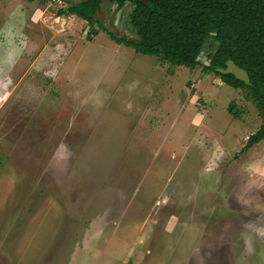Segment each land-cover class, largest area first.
I'll list each match as a JSON object with an SVG mask.
<instances>
[{
	"label": "rangeland",
	"instance_id": "rangeland-1",
	"mask_svg": "<svg viewBox=\"0 0 264 264\" xmlns=\"http://www.w3.org/2000/svg\"><path fill=\"white\" fill-rule=\"evenodd\" d=\"M71 1L0 0V264H264L252 101L97 24L90 38L57 16ZM127 10L113 26L130 34Z\"/></svg>",
	"mask_w": 264,
	"mask_h": 264
},
{
	"label": "trees",
	"instance_id": "trees-1",
	"mask_svg": "<svg viewBox=\"0 0 264 264\" xmlns=\"http://www.w3.org/2000/svg\"><path fill=\"white\" fill-rule=\"evenodd\" d=\"M79 1L58 10L57 16L71 14L85 21L90 38L97 24L117 43L132 47L136 53L189 70L201 65L203 72L215 74L225 85L244 91L261 124L248 136L243 150L264 140V0H147L148 5L114 0L120 9L129 7L125 29L138 37V42L117 37L100 23L95 14L104 0ZM208 42L214 44V51L205 66L197 58ZM228 60L246 71L249 84L216 71L225 68Z\"/></svg>",
	"mask_w": 264,
	"mask_h": 264
},
{
	"label": "water",
	"instance_id": "water-1",
	"mask_svg": "<svg viewBox=\"0 0 264 264\" xmlns=\"http://www.w3.org/2000/svg\"><path fill=\"white\" fill-rule=\"evenodd\" d=\"M60 1L61 2H64V1L66 2V1H69V0H60ZM136 1H138L139 3H141L143 5H148L147 0H136ZM71 2L78 3L80 1L79 0L78 1L77 0H72ZM98 13H100V8L97 9L95 16H97ZM112 23H113V18L108 17V24H110V25L107 26V29H108V31L113 33L115 36L120 37V38H122L124 40L131 41V42H138L139 41L138 37H136L134 35H130V34L126 33L125 31H123L122 29L118 28V27H114ZM200 55L197 58V61H199V62H200V59H199ZM203 65L208 66L209 65V61H207ZM216 71L221 73V74H231L236 79L244 82L245 84H249V78H248V74L246 73V71L244 69L238 67L237 65H235L231 60H228L226 62L225 68H217Z\"/></svg>",
	"mask_w": 264,
	"mask_h": 264
},
{
	"label": "flooded vegetation",
	"instance_id": "flooded-vegetation-1",
	"mask_svg": "<svg viewBox=\"0 0 264 264\" xmlns=\"http://www.w3.org/2000/svg\"><path fill=\"white\" fill-rule=\"evenodd\" d=\"M106 1H107V0H104L103 3L100 5L99 8L102 9V6H104L103 4L106 3ZM107 3L113 4V5H115V7H116V9H115V8H114V10L112 9L111 15H109V16H107V17H111V18H113V19H114V18H117V16H118V15H117V11H119V10H121V9H120L119 7H117V5H116V3L114 2V0H113V1H109V0H108ZM122 9H123V8H122ZM115 16H116V17H115ZM107 17H105L104 19H99V18H97V16H96V18L100 21V23H102L103 26H105V24H104L105 22L108 23V20L106 19ZM113 23H114V22H113ZM113 23H112V24H113ZM105 27H106V26H105Z\"/></svg>",
	"mask_w": 264,
	"mask_h": 264
},
{
	"label": "built area",
	"instance_id": "built-area-1",
	"mask_svg": "<svg viewBox=\"0 0 264 264\" xmlns=\"http://www.w3.org/2000/svg\"><path fill=\"white\" fill-rule=\"evenodd\" d=\"M51 2H61L60 0H51Z\"/></svg>",
	"mask_w": 264,
	"mask_h": 264
}]
</instances>
